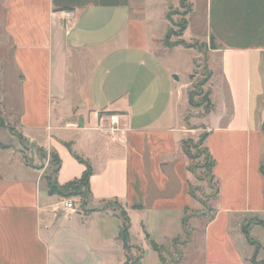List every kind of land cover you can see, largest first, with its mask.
Masks as SVG:
<instances>
[{
	"label": "crops",
	"instance_id": "1",
	"mask_svg": "<svg viewBox=\"0 0 264 264\" xmlns=\"http://www.w3.org/2000/svg\"><path fill=\"white\" fill-rule=\"evenodd\" d=\"M188 2L182 40L206 51L165 47L180 0H0V47L9 54L0 110L21 137L0 139V264H130L136 252L140 264H163L146 234L167 248L180 241L174 264H248L242 227L251 235L261 227L252 222H264V0ZM181 47L191 53L184 76L164 60ZM203 62L209 113L189 103ZM106 113L121 116L118 132ZM201 139L219 189L203 226L184 149ZM52 156L60 186L83 177L78 158L90 165L84 209L65 210L66 198L50 196ZM112 203L128 214L131 252ZM198 233V256L186 263Z\"/></svg>",
	"mask_w": 264,
	"mask_h": 264
},
{
	"label": "rangeland",
	"instance_id": "2",
	"mask_svg": "<svg viewBox=\"0 0 264 264\" xmlns=\"http://www.w3.org/2000/svg\"><path fill=\"white\" fill-rule=\"evenodd\" d=\"M187 11L180 5L178 7H172L169 10L168 13V33L170 31V41L172 43L180 42L182 40V37L180 36L181 29L179 26L183 24V22L188 18L186 16ZM197 50L200 51H206L209 49V45H206L205 43L200 42H194L193 44ZM8 53L6 48L0 47V78L2 77V74H6L8 76L9 71V64L6 62L8 58ZM191 53L185 51L183 47L178 48L177 50H174L171 53H167V57L164 59L168 61L171 65H174L175 69L180 73V75L184 76V73H186L187 68L191 65V59H190ZM4 72V73H3ZM179 75H176V77ZM209 77V72L207 70V65L205 62L199 64L198 67L193 72L192 76V90L191 93L193 96L194 101L197 103L199 101H203L204 96L207 94V81ZM1 82V79H0ZM204 109L206 106H203ZM206 112V110H205ZM17 123V122H16ZM191 124V123H190ZM188 125L192 127V125ZM16 136L19 140H21V137L17 131V128L15 126V120H9L8 118L4 119L1 116V123H0V139H3L2 141L8 145H11L12 143H16L15 141H12V136ZM190 143L187 144L188 150L192 156V159H190L191 162V168L196 175V178L198 179V186L196 188H193L192 192L194 197L196 198L198 202V207L194 211V216H199L200 214H203L202 223L201 226L205 223L206 220L211 219L215 214V200L217 198L216 191H217V183L215 182V179L212 176V169H211V163L209 159L207 158V153L205 151L204 144L202 145L200 141H188ZM1 146V145H0ZM6 148V147H3ZM20 152L25 156L26 151L23 147H19ZM5 155L0 156V172L6 171L7 167V161ZM51 167L46 173V177L52 176V173L55 170V167L53 165L52 157L50 159ZM45 177V178H46ZM54 178V175H53ZM90 197H88L89 200ZM78 208L84 209L86 206H84V200L82 198H78ZM122 207L118 204L112 203L111 209L118 214H121ZM246 223V222H245ZM244 223V224H245ZM252 224L259 225L261 227H258L257 231L252 233L250 235L248 226H243L242 231L244 234L248 231L249 237L252 240L250 243L247 236V242L249 243L250 247L253 248V253L248 261V264H264V244L259 243L261 235H264V222L260 220H254ZM246 235V234H245ZM201 240V234H195L194 242L191 244V246L188 248V251L185 255V262L186 263H193V261L198 256V252L200 249V242ZM131 252V249L129 250ZM162 255L164 256L167 263L172 264L175 259H180L179 256V249L177 245H170L167 249H163ZM177 253V255H174ZM138 258L139 253L136 252V255H129L128 261L132 264H138ZM199 264H203V259L199 262Z\"/></svg>",
	"mask_w": 264,
	"mask_h": 264
},
{
	"label": "trees",
	"instance_id": "3",
	"mask_svg": "<svg viewBox=\"0 0 264 264\" xmlns=\"http://www.w3.org/2000/svg\"><path fill=\"white\" fill-rule=\"evenodd\" d=\"M180 6L183 7L184 9H186V11H187L186 16H188L192 12V6L189 4L188 0H180ZM179 27L181 29L180 36L182 37L184 35L185 31L187 30L188 20L186 19L183 22V24L181 26H179ZM170 35L171 34H170V31H169V33L167 34V37H166V39L164 41V45H165L166 48L174 49L175 47H178V46H183L185 48H195L194 45H188L183 40H181L180 42L172 43L170 41V39H171ZM208 79H209V77H208ZM189 103H190V105L192 107H203V106H206L205 110H206L207 113H209L211 111V109H212V105H211V102L209 100V95L208 94H206L204 96L203 101H199L197 103L194 101L192 94H190ZM0 123H1V110H0ZM203 141H204V139L200 140V143L202 145H203ZM188 143H190V142H185L184 143V149H185V152H186V155L188 156V158L192 159V156H191V154H190V152L188 150V147H187ZM205 151H206V153L208 155L207 158L209 159V161L211 163L212 176L214 178V175H213L214 160H213V158L211 157V155L209 154V152H208V150L206 148H205ZM52 160H53V165L55 167V170L52 173V176L46 177L47 188H48V192H49L50 196L57 195V196H60V197L66 198V199L82 198L84 200V204L83 205H86L88 197L90 196L89 180H90V177L92 175V169H91L90 165L87 162H85L84 160L78 158V160H80L87 167V170L84 173L83 177L81 178V180L74 181V182H72V183H70L68 185H65V186H60L55 180V176L58 173L59 168H60V161L58 160V158L56 156H52ZM190 169H191V171H193L192 168H190ZM262 172L264 174V165L262 167ZM53 175H54V178H53ZM218 193H219V189L217 187L216 195H218ZM120 210H121V214H118V213L116 214L117 217L121 220L120 240L124 243L125 249L127 251H129L130 250L129 231H130V226H131L130 225V220H129L127 212L123 208H121ZM186 223H187V217L184 220V224L185 225H186ZM245 234H246L249 242L251 243L252 240L249 237L248 231ZM146 236L150 240V243H151V246H152L153 250L160 255L162 263L163 264H169V263L166 262L164 256L162 255V252H161L163 249H167V247L159 246L154 240L150 239V236L148 234H146ZM189 239L190 238L187 237V241H189ZM179 242H180L179 240H175L173 242V244L174 245H178ZM142 256H143V253H141V257L140 258H142ZM140 258H138V260H137L138 264H140ZM174 263H176V261H174L172 264H174ZM130 264H132V263L130 262Z\"/></svg>",
	"mask_w": 264,
	"mask_h": 264
},
{
	"label": "built area",
	"instance_id": "4",
	"mask_svg": "<svg viewBox=\"0 0 264 264\" xmlns=\"http://www.w3.org/2000/svg\"><path fill=\"white\" fill-rule=\"evenodd\" d=\"M105 116L108 119V122L110 124L108 127L109 132L111 134L118 132L120 130L119 124H120L121 116H119L118 114H112V113H106ZM77 201H78L77 198L66 199L64 201L65 210L76 212L78 208Z\"/></svg>",
	"mask_w": 264,
	"mask_h": 264
}]
</instances>
